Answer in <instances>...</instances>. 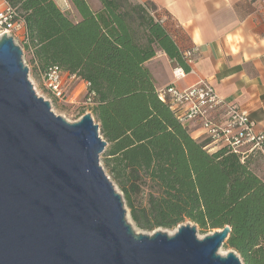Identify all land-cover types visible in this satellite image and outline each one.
<instances>
[{
	"label": "trees",
	"instance_id": "1",
	"mask_svg": "<svg viewBox=\"0 0 264 264\" xmlns=\"http://www.w3.org/2000/svg\"><path fill=\"white\" fill-rule=\"evenodd\" d=\"M25 23L23 49L44 74L59 67L88 84L85 99L108 146L104 169L139 229L205 232L231 227L224 248L243 264H264V177L229 147L195 140L158 96L146 64L158 52L185 72L184 53L153 2L68 0L73 21L54 0H5ZM83 111L79 116H83Z\"/></svg>",
	"mask_w": 264,
	"mask_h": 264
},
{
	"label": "water",
	"instance_id": "2",
	"mask_svg": "<svg viewBox=\"0 0 264 264\" xmlns=\"http://www.w3.org/2000/svg\"><path fill=\"white\" fill-rule=\"evenodd\" d=\"M23 54L0 37V264H243L219 253L230 226L203 239L191 222L136 234L100 163L99 125L90 113L56 115Z\"/></svg>",
	"mask_w": 264,
	"mask_h": 264
},
{
	"label": "crops",
	"instance_id": "3",
	"mask_svg": "<svg viewBox=\"0 0 264 264\" xmlns=\"http://www.w3.org/2000/svg\"><path fill=\"white\" fill-rule=\"evenodd\" d=\"M54 1L61 7L62 0ZM135 1L153 2L180 49L183 52L197 50L191 71H184L185 76L179 75L181 68L166 53L158 52L146 64L156 89L174 85L186 90L207 80L224 100L245 110L256 121L257 130H264V0ZM87 2L96 12L102 9L100 1L97 8L90 0ZM67 3L73 18L80 21L75 7L68 0ZM4 6L5 0H0V8ZM20 34L24 39L25 29ZM72 83L73 88L70 87ZM65 88L71 104L79 103L77 98L88 93L83 80L74 81L66 76ZM185 126L195 140L208 139L199 121L185 123ZM217 149L218 146L211 147L213 151ZM243 158L256 174L264 177V158L259 153Z\"/></svg>",
	"mask_w": 264,
	"mask_h": 264
},
{
	"label": "built area",
	"instance_id": "4",
	"mask_svg": "<svg viewBox=\"0 0 264 264\" xmlns=\"http://www.w3.org/2000/svg\"><path fill=\"white\" fill-rule=\"evenodd\" d=\"M66 6L68 7L67 4ZM23 29L25 23L19 12L5 1V6L0 8V37L6 33L17 44ZM26 36L21 39L22 43ZM196 53V48L184 53V58L190 66L194 63ZM178 73L181 76L186 75L182 69H179ZM65 76L70 80H81L75 75L65 73L59 67H52L41 75L45 90L55 99L64 102L67 101ZM85 84L88 89V84ZM158 96L184 125L199 121L209 139V148L227 146L242 157V160L245 155L256 153L264 158V130H257L256 121L242 108L224 100L209 81L201 80L186 90H179L174 85L165 86L158 90ZM44 99L46 100L45 97ZM83 106L92 109V98L84 99Z\"/></svg>",
	"mask_w": 264,
	"mask_h": 264
},
{
	"label": "rangeland",
	"instance_id": "5",
	"mask_svg": "<svg viewBox=\"0 0 264 264\" xmlns=\"http://www.w3.org/2000/svg\"><path fill=\"white\" fill-rule=\"evenodd\" d=\"M92 6L94 8H97L99 6V0H90ZM66 4L68 5L67 3V0H62L61 1V9L74 21H76V18H73L72 14L68 11V7L66 6ZM17 45L20 46V48L23 50V62L24 64L29 68V78L31 80V82L34 83V87L36 89V93L39 94V96L41 97H45L46 100L48 99L50 101V104H51V107H52V110L54 111V113L58 116H61V117H64L67 121L71 122V123H75L77 122V120L80 119V117L82 116H79L83 111L86 113H90L88 112L91 108H85V106H83V103H84V99H85V96L83 97L82 94L77 98L79 103H75V104H71L68 102V95H67V101L64 102L63 100L62 101H59L57 99H55L51 94L50 92L46 91L44 86H43V83H42V78H41V75L42 73L38 72V69H37V66L36 64H33L31 63V59H32V55H30L25 49H23V43H22V40H18L17 42ZM67 78V77H66ZM75 81V80H74ZM71 88L74 87V83L71 84L70 86ZM76 99V100H77ZM84 114V115H85ZM92 114V113H90ZM264 162V161H263ZM100 163L101 165L103 166L104 168V165H103V162H102V155H101V159H100ZM261 163V162H259ZM263 165L260 164V167H262ZM262 168H260L261 170ZM105 170V169H104ZM106 172V171H105ZM263 172V171H262ZM107 174V173H106ZM108 176V175H107ZM114 183V182H113ZM115 185V188L117 190V192L121 195H123L119 188L117 187V185L114 183ZM125 208L126 205H125ZM128 210V215H127V220H128V223H130L135 231L136 234H146V235H152L153 233H155L156 231H161L163 233H166L168 234L169 236L170 235H173L174 233H176V231L178 230V228L184 224H188L189 221L185 222L184 224L178 226L177 228L175 229H164V228H158L156 229L154 232H147V231H144L142 229H139L136 225V223L133 222L131 216H130V211L129 209L127 208ZM192 225H194L192 223ZM214 232H205V231H202L200 230L198 227H197V236L199 237V239H203L205 238L206 236L212 234ZM219 253L222 255V256H226L230 253V251H234L233 249H227V248H224V246H222L220 249H219Z\"/></svg>",
	"mask_w": 264,
	"mask_h": 264
}]
</instances>
